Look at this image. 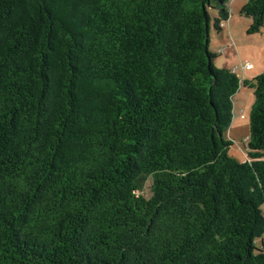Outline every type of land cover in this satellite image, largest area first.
Instances as JSON below:
<instances>
[{
    "label": "trees",
    "instance_id": "obj_1",
    "mask_svg": "<svg viewBox=\"0 0 264 264\" xmlns=\"http://www.w3.org/2000/svg\"><path fill=\"white\" fill-rule=\"evenodd\" d=\"M230 7L0 0V264H264V71L215 65Z\"/></svg>",
    "mask_w": 264,
    "mask_h": 264
},
{
    "label": "rangeland",
    "instance_id": "obj_2",
    "mask_svg": "<svg viewBox=\"0 0 264 264\" xmlns=\"http://www.w3.org/2000/svg\"><path fill=\"white\" fill-rule=\"evenodd\" d=\"M248 0H231L230 17L224 23L222 31H217L211 23L210 48L219 55L215 60L217 67L227 65H241L250 62L248 77L264 71V29L257 33H248L251 18L240 12L241 7ZM217 15L216 10H211L212 19ZM241 76L242 70H239ZM255 101L254 90L242 85L234 96V118L227 132V137L233 141L230 148L231 155L244 160L246 146L250 133V112ZM142 194L150 195V181L147 182ZM264 210V204H263Z\"/></svg>",
    "mask_w": 264,
    "mask_h": 264
},
{
    "label": "built area",
    "instance_id": "obj_3",
    "mask_svg": "<svg viewBox=\"0 0 264 264\" xmlns=\"http://www.w3.org/2000/svg\"><path fill=\"white\" fill-rule=\"evenodd\" d=\"M251 67V63L250 62H246V63H241V65H232L231 66V70L233 72H237L239 74V70H246L249 69Z\"/></svg>",
    "mask_w": 264,
    "mask_h": 264
},
{
    "label": "crops",
    "instance_id": "obj_4",
    "mask_svg": "<svg viewBox=\"0 0 264 264\" xmlns=\"http://www.w3.org/2000/svg\"><path fill=\"white\" fill-rule=\"evenodd\" d=\"M224 26H225V25H224ZM224 26H223V27H224ZM225 66H229V65H227V63H226ZM247 72H248V69H246V70L243 71V74L247 75V76H244V77H248ZM254 76H256V75H254Z\"/></svg>",
    "mask_w": 264,
    "mask_h": 264
}]
</instances>
